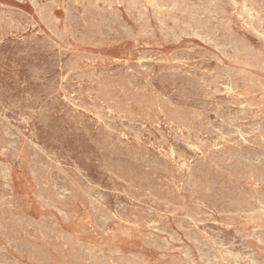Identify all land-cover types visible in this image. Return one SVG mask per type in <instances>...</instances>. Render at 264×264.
Listing matches in <instances>:
<instances>
[{
    "label": "rangeland",
    "instance_id": "rangeland-1",
    "mask_svg": "<svg viewBox=\"0 0 264 264\" xmlns=\"http://www.w3.org/2000/svg\"><path fill=\"white\" fill-rule=\"evenodd\" d=\"M0 5V264H264V0Z\"/></svg>",
    "mask_w": 264,
    "mask_h": 264
},
{
    "label": "bare ground",
    "instance_id": "bare-ground-1",
    "mask_svg": "<svg viewBox=\"0 0 264 264\" xmlns=\"http://www.w3.org/2000/svg\"><path fill=\"white\" fill-rule=\"evenodd\" d=\"M127 1V0H126ZM158 1V0H157ZM200 1V0H199ZM31 3V2H30ZM64 3V2H63ZM94 3V2H93ZM113 3V2H112ZM119 3V2H118ZM129 3V2H128ZM213 3V2H212ZM221 4V3H220ZM33 5H35V4H33ZM38 5V4H37ZM92 5V4H91ZM103 5V4H102ZM108 5V4H107ZM123 5V4H122ZM148 5V4H147ZM196 5V4H195ZM1 6V5H0ZM141 6V5H140ZM144 6V5H143ZM6 7V6H5ZM89 7V6H88ZM107 7V6H106ZM128 7V6H127ZM127 7H125L126 9H127ZM136 7V6H135ZM170 7V6H169ZM109 8V7H108ZM179 8V7H178ZM198 8V7H197ZM221 8V7H220ZM225 8V7H224ZM15 9V8H14ZM203 9H205V8H203ZM47 10V9H46ZM120 11V10H119ZM22 12V11H21ZM140 12V11H139ZM187 13V12H186ZM9 14V13H8ZM46 14V13H45ZM65 14V13H64ZM85 14V13H84ZM149 14V13H148ZM209 14V13H208ZM215 14V13H214ZM3 15V14H2ZM191 15V14H190ZM225 15V14H224ZM102 16V15H101ZM108 16V15H107ZM115 16V15H114ZM152 16V15H151ZM175 16V15H174ZM196 16V15H195ZM104 17V16H103ZM110 17V16H109ZM240 17V16H239ZM21 18V17H20ZM65 18V17H64ZM112 18V17H111ZM187 18V17H186ZM192 18V17H191ZM195 18V17H194ZM199 18V17H198ZM202 18V17H201ZM227 18H229V17H227ZM221 19V18H220ZM17 20V19H16ZM114 20V19H113ZM112 20V21H113ZM157 20H158V18H157ZM169 20V19H168ZM174 20V19H173ZM19 21V20H18ZM47 21V20H46ZM175 21H176V19H175ZM58 22V21H57ZM145 22V21H144ZM220 22V21H219ZM35 23V22H34ZM141 23H142V21H141ZM164 23V22H163ZM177 23V22H176ZM240 23V22H239ZM143 24V23H142ZM199 24V23H198ZM258 24V23H257ZM64 25V24H63ZM160 25V24H159ZM182 25V24H181ZM239 25V24H238ZM26 26V25H25ZM76 26V25H75ZM211 26V25H210ZM34 27V26H33ZM102 28V27H101ZM120 28V27H119ZM125 28H126V26H125ZM165 28V27H164ZM11 29H12V27H11ZM26 29V28H25ZM54 29H57V28H54ZM66 29V28H65ZM74 29V28H73ZM128 29V28H127ZM148 29V28H147ZM146 29V30H147ZM168 29H169V27H168ZM200 29V28H199ZM212 29V28H211ZM126 30V29H125ZM161 30V29H160ZM170 30V29H169ZM175 30V29H174ZM226 30V29H225ZM50 31V30H49ZM171 31H172V29H171ZM79 32V31H78ZM99 32V31H98ZM151 32V31H150ZM186 32V31H185ZM77 33V32H76ZM108 33V32H107ZM173 33V32H172ZM226 33V32H225ZM123 34V33H122ZM232 34V33H231ZM234 34V33H233ZM236 34V33H235ZM84 35V34H83ZM83 35H81V36H83ZM248 35V34H247ZM87 37V36H86ZM177 37V36H176ZM60 38V37H59ZM215 39V38H214ZM241 39V38H240ZM209 40H211V39H209ZM61 41V40H60ZM175 41H177V40H175ZM215 41V40H214ZM217 41V40H216ZM225 42V41H224ZM90 43V42H89ZM88 43V44H89ZM241 43V42H240ZM57 45V44H56ZM243 45V44H242ZM90 46V45H89ZM231 47V46H230ZM242 47V46H241ZM245 50V49H244ZM147 51V50H146ZM149 51V50H148ZM252 51V50H251ZM74 52V51H73ZM78 52V51H77ZM213 53V52H212ZM228 53V52H227ZM168 56V55H167ZM208 56V55H207ZM171 57V56H170ZM221 57V56H220ZM226 57V56H225ZM237 57V56H236ZM182 58V57H181ZM155 59V58H154ZM168 59V58H167ZM183 60V59H182ZM217 60V59H216ZM244 60V59H243ZM143 61V60H142ZM246 61V60H245ZM108 62V61H107ZM178 62V61H177ZM187 63V62H186ZM153 64V63H152ZM157 65V64H156ZM159 65V64H158ZM244 65V64H243ZM126 66V65H125ZM139 66V65H138ZM247 66V65H246ZM263 66V65H262ZM249 67V66H248ZM145 68V67H144ZM104 69V68H103ZM151 69V68H150ZM63 70V69H62ZM172 70V69H171ZM67 71V70H66ZM72 71V70H71ZM95 71V70H94ZM121 72V71H120ZM197 72H199V71H197ZM232 72V71H231ZM221 74V73H220ZM148 76V75H147ZM99 79V78H98ZM228 79V78H227ZM256 79V78H255ZM93 80V79H92ZM215 80V79H214ZM74 81V80H73ZM155 81V80H154ZM58 82V81H57ZM237 82V81H236ZM264 82V81H263ZM262 82V83H263ZM68 83V82H67ZM217 83V82H216ZM93 84V83H92ZM227 84V83H226ZM23 85V84H22ZM101 85V84H100ZM72 86V85H71ZM222 86H224V85H222ZM263 86V85H262ZM137 87V86H136ZM173 87V86H172ZM50 88V87H49ZM101 88V87H100ZM131 88V87H130ZM120 89V88H119ZM229 89V88H228ZM47 90V89H46ZM228 91V90H227ZM242 92V91H241ZM230 93V92H229ZM255 94V93H254ZM85 95V94H84ZM108 95V94H107ZM257 95V94H256ZM97 96V95H96ZM54 97V96H53ZM164 97V96H163ZM231 97V96H230ZM122 99V98H121ZM170 99V98H169ZM255 99V98H254ZM54 100V99H53ZM69 100V99H68ZM256 100V99H255ZM144 101V100H143ZM74 103V102H73ZM246 103V102H245ZM140 104V103H139ZM184 104V103H183ZM135 105V104H134ZM150 105V104H149ZM153 105V104H152ZM177 105V104H176ZM251 105V104H250ZM85 106V105H84ZM87 107H89V106H87ZM85 108V107H84ZM83 109V108H82ZM89 109V108H88ZM32 110V109H31ZM35 110V109H34ZM98 110V109H97ZM155 110V109H154ZM239 110V109H238ZM137 111V110H136ZM111 112V111H110ZM40 113V112H39ZM83 113V112H82ZM134 113V112H133ZM239 113V112H238ZM237 113V114H238ZM149 116V115H148ZM216 116V115H215ZM226 116V115H225ZM234 116V115H233ZM252 116V115H251ZM80 118V117H79ZM149 118V117H148ZM235 118V117H234ZM214 119V118H213ZM227 120V119H226ZM251 120V119H250ZM91 121V120H90ZM135 122V121H134ZM140 122V121H139ZM171 122V121H170ZM211 122V121H210ZM250 122V121H249ZM9 123V122H8ZM88 123V122H87ZM93 123V122H92ZM168 123V122H167ZM18 124V123H17ZM22 124V123H21ZM163 124V123H162ZM100 125V124H99ZM14 126V125H13ZM121 126V125H120ZM152 126V125H151ZM208 126V125H207ZM7 127V126H6ZM76 127V126H75ZM96 127V126H95ZM234 127H235V125H234ZM5 128V127H4ZM183 128V127H182ZM194 128V127H193ZM258 128V127H257ZM247 129V128H246ZM20 130V129H19ZM101 130V129H100ZM214 130V129H213ZM198 131V130H197ZM252 131V130H251ZM31 132V131H30ZM133 133V132H132ZM148 133V132H147ZM161 134V133H160ZM136 135V134H135ZM257 135V134H256ZM33 136V135H32ZM261 137V136H260ZM222 138V137H221ZM255 138V137H254ZM256 138H257V136H256ZM23 140V139H22ZM219 140V139H218ZM239 140V139H238ZM250 140V139H249ZM137 141V140H136ZM207 141V140H206ZM258 141V140H257ZM190 142H191V140H190ZM222 142H224V141H222ZM248 142V141H247ZM31 143V142H30ZM161 144V143H160ZM233 144V143H232ZM25 145V144H24ZM33 145V144H32ZM76 146V145H75ZM185 146V145H184ZM190 147H191V145H189ZM36 148V147H35ZM124 148V147H123ZM215 148V147H214ZM56 149V148H55ZM234 149H235V147H234ZM246 149V148H245ZM244 149V150H245ZM37 150V149H36ZM188 151V150H187ZM209 151V150H208ZM249 151V150H248ZM252 151V150H251ZM223 152V151H222ZM233 152H234V150H233ZM238 152V151H237ZM24 153V152H23ZM88 153V152H87ZM235 153V152H234ZM258 153V152H257ZM46 154V153H45ZM73 154V153H72ZM141 154V153H140ZM147 154V153H146ZM132 155H134V154H132ZM128 156V155H127ZM141 156V155H140ZM85 157V156H84ZM250 157V156H249ZM248 157V158H249ZM238 158V157H237ZM186 159V158H185ZM246 160V159H245ZM252 160V159H251ZM158 161V160H157ZM113 162V161H112ZM174 162H175V160H174ZM258 162V161H257ZM219 163V162H218ZM66 164V163H65ZM28 165V164H27ZM94 165V164H93ZM100 165V164H99ZM199 165V164H198ZM259 165V164H258ZM139 166V165H138ZM181 166V165H180ZM222 166V165H221ZM3 168H4V166H3ZM108 168V167H107ZM115 169V168H114ZM161 169V168H160ZM169 169V168H168ZM246 169V168H245ZM180 170V169H179ZM249 170V169H248ZM4 172V171H3ZM32 177V176H31ZM184 179V178H183ZM59 180V179H58ZM87 181V180H86ZM116 181H118V180H116ZM169 181V180H168ZM189 181V180H188ZM88 182V181H87ZM3 184V183H2ZM159 184V183H158ZM190 184V183H189ZM162 185V184H161ZM176 185V184H175ZM37 187V186H36ZM45 187V186H44ZM250 187V186H249ZM121 189V188H120ZM138 189V188H137ZM177 189V188H176ZM168 190V189H167ZM107 191V190H106ZM124 191V190H123ZM34 192V191H33ZM140 192V191H139ZM191 192V191H190ZM145 194V193H144ZM62 196V195H61ZM96 198V197H95ZM129 198V197H128ZM188 200V199H187ZM139 201V200H138ZM151 204V203H150ZM206 205V204H205ZM169 206V205H168ZM172 207V206H171ZM176 207V206H175ZM174 207V208H175ZM16 208V207H15ZM14 208V209H15ZM148 210V209H147ZM255 210V209H254ZM13 211V210H12ZM11 211V212H12ZM118 211V210H117ZM169 212V211H168ZM190 212V211H189ZM264 212V211H263ZM143 213V212H142ZM21 215V214H20ZM133 216V215H132ZM162 217V216H161ZM230 218V217H229ZM20 219V218H19ZM167 219V218H166ZM47 220V219H46ZM185 220V219H184ZM199 222V221H198ZM56 223V222H55ZM207 223V222H206ZM148 225V224H147ZM165 225V224H164ZM204 227V226H203ZM55 228V227H54ZM187 229V228H186ZM230 229V228H229ZM227 230V229H226ZM195 231V230H194ZM198 231V230H197ZM252 232V231H251ZM200 234V233H199ZM198 235V234H197ZM250 236V235H249ZM202 237V236H201ZM228 237V236H227ZM247 238V237H246ZM245 239V238H244ZM251 239V238H250ZM194 240V239H193ZM166 241V240H165ZM175 243V242H174ZM233 243V242H232ZM43 244V243H42ZM230 244V243H229ZM234 244V243H233ZM228 246V245H227ZM96 248V247H95ZM247 248V247H246ZM244 249V248H243ZM204 251V250H203ZM102 252V251H101ZM239 254V253H238ZM236 255V254H235ZM239 256V255H238ZM258 257V256H257ZM184 258V257H183ZM259 260V259H258ZM244 261V260H243ZM261 262V261H260ZM183 263V262H182ZM247 263V262H246ZM264 263V262H263ZM64 264V263H63Z\"/></svg>",
    "mask_w": 264,
    "mask_h": 264
}]
</instances>
